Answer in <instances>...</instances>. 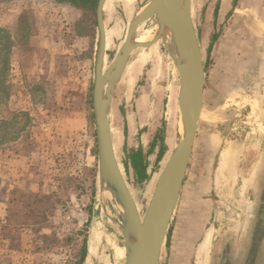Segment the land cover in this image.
Returning <instances> with one entry per match:
<instances>
[{
    "label": "rangeland",
    "instance_id": "rangeland-1",
    "mask_svg": "<svg viewBox=\"0 0 264 264\" xmlns=\"http://www.w3.org/2000/svg\"><path fill=\"white\" fill-rule=\"evenodd\" d=\"M150 1L108 0L105 69ZM243 3L249 27L233 12L222 23L217 9L208 17L204 2L192 14L206 69L204 112L160 264H217L223 240L242 245L254 230L264 188V0ZM156 25L154 17L137 35ZM24 36L0 31V203L11 191L9 217L0 206V264H125L123 233L101 205L93 81L84 101L70 98L75 83L62 80L61 58L72 55L70 38L59 34L51 49L44 35L29 46ZM179 90L161 40L132 53L113 97L114 148L142 217L175 143ZM258 145L253 164L248 149ZM138 150L139 169L130 158ZM108 210L119 220L110 202Z\"/></svg>",
    "mask_w": 264,
    "mask_h": 264
},
{
    "label": "water",
    "instance_id": "water-1",
    "mask_svg": "<svg viewBox=\"0 0 264 264\" xmlns=\"http://www.w3.org/2000/svg\"><path fill=\"white\" fill-rule=\"evenodd\" d=\"M107 0H97L98 48L92 107L96 127L100 199L105 215L125 238V264H160L162 250L187 177L198 126L204 111L206 69L201 44L192 17V0H151L148 9L131 21L126 41L106 66L107 34L104 9ZM156 18V35L146 45L136 44L139 26ZM163 42L180 81L175 147L162 170L148 209L141 218L117 159L111 127L113 97L135 50ZM108 202L119 220L109 214ZM264 231V214L258 221Z\"/></svg>",
    "mask_w": 264,
    "mask_h": 264
},
{
    "label": "crops",
    "instance_id": "crops-1",
    "mask_svg": "<svg viewBox=\"0 0 264 264\" xmlns=\"http://www.w3.org/2000/svg\"><path fill=\"white\" fill-rule=\"evenodd\" d=\"M243 1L245 0H192V14H194V9L197 7L198 2H204V4L208 3V5H205L208 17H213L217 9V17L222 23V19H226L229 13L233 12L232 17L242 18L240 21H244V25H247L246 22L248 21L247 26L249 27L251 20H248V18L250 19L251 15L247 16L248 13ZM95 2L96 0H88L83 5L80 1L75 4L72 0H0V31L11 35L14 41L18 40L19 37L24 38V35H26V38L27 36L30 37L29 46L34 44L35 37L40 38L44 35L43 37L51 42V45H47L46 48L55 49L53 41L56 37H59V34L63 38H70L71 41H67V46L71 49L72 55L69 56L67 53L61 57L68 61L64 64L65 75L62 80H65L67 85L75 83L71 88L72 93H75L70 98L75 97L83 101L90 91L91 82L94 81L97 45L93 39L95 32L92 30L93 26L91 24L92 21H95ZM107 4L108 0L104 9V19L106 17ZM260 22L258 20L256 24H260ZM30 97L32 95H29ZM257 148L248 149L250 156L253 157V162L260 155L259 145ZM0 176L2 177L1 174ZM184 189L185 184L181 194H183ZM6 191L2 193L3 202L6 203L4 207L5 218L9 217L10 206H7V204L10 201L8 194L11 193V191ZM3 202L1 201L0 206L5 205ZM205 237L201 248L197 252L200 253L199 258L201 260L208 255L206 253L211 242L210 234ZM199 264L205 263L199 261Z\"/></svg>",
    "mask_w": 264,
    "mask_h": 264
},
{
    "label": "flooded vegetation",
    "instance_id": "flooded-vegetation-1",
    "mask_svg": "<svg viewBox=\"0 0 264 264\" xmlns=\"http://www.w3.org/2000/svg\"><path fill=\"white\" fill-rule=\"evenodd\" d=\"M250 157L253 159L252 156ZM260 191V201L257 202L258 213H256V221L252 226L254 230L251 237H248L246 243L242 245H238L236 239L223 240L220 244L221 252L217 264H264V231L258 227V221L264 214V201L261 202L264 198V188L260 187Z\"/></svg>",
    "mask_w": 264,
    "mask_h": 264
},
{
    "label": "bare ground",
    "instance_id": "bare-ground-1",
    "mask_svg": "<svg viewBox=\"0 0 264 264\" xmlns=\"http://www.w3.org/2000/svg\"><path fill=\"white\" fill-rule=\"evenodd\" d=\"M148 6H149V3L147 4V5H142L141 4V6H140V8H139V11H138V14H142V13H144L147 9H148ZM156 29H157V26H156ZM156 29L154 28V30L153 31H149V32H147V33H145V34H142V35H137V32H138V30H139V28H138V30H137V32H136V44L137 45H146V44H148V43H150L151 41H153V39H154V37H155V35H156ZM150 39H152L151 41H149ZM147 41H149V42H147ZM144 42H147V43H144ZM105 71H106V69H105ZM204 112V111H203ZM203 115V114H202ZM201 118H202V116H201ZM199 127V126H198ZM175 141H176V137H175ZM174 147H175V143H174V146H173V149H174ZM172 149V150H173ZM194 149V148H193ZM160 177V176H159ZM152 198V197H151ZM139 209V208H138ZM148 209V208H147ZM176 212V211H175ZM141 218H143L142 216H141ZM124 236V235H123ZM124 240H125V238H124ZM126 250V249H125ZM125 262H126V258H125Z\"/></svg>",
    "mask_w": 264,
    "mask_h": 264
},
{
    "label": "trees",
    "instance_id": "trees-1",
    "mask_svg": "<svg viewBox=\"0 0 264 264\" xmlns=\"http://www.w3.org/2000/svg\"><path fill=\"white\" fill-rule=\"evenodd\" d=\"M59 1H63V0H59ZM75 4H77V2H81L83 5L85 3H87L88 0H72ZM3 142L0 141V145H2ZM130 158L132 159V162H133V166L137 169H139L140 167V164L142 163L141 161L143 160V156H142V151L141 150H138V151H132L131 152V155H130ZM86 255L84 254L83 256V260L85 259Z\"/></svg>",
    "mask_w": 264,
    "mask_h": 264
}]
</instances>
